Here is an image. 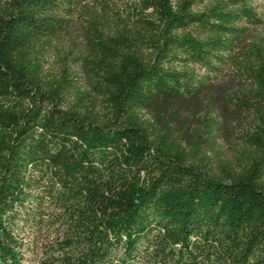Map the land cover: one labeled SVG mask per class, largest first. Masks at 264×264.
<instances>
[{
	"label": "trees",
	"instance_id": "trees-1",
	"mask_svg": "<svg viewBox=\"0 0 264 264\" xmlns=\"http://www.w3.org/2000/svg\"><path fill=\"white\" fill-rule=\"evenodd\" d=\"M262 24L253 0H0V264H264Z\"/></svg>",
	"mask_w": 264,
	"mask_h": 264
},
{
	"label": "rangeland",
	"instance_id": "rangeland-1",
	"mask_svg": "<svg viewBox=\"0 0 264 264\" xmlns=\"http://www.w3.org/2000/svg\"><path fill=\"white\" fill-rule=\"evenodd\" d=\"M104 1H108L111 4L116 2L119 5L121 1L124 0ZM253 4L258 7L263 16V24L254 29L253 33L264 38V0H253ZM78 42L74 30L69 31L63 38L53 40L43 56L44 69L46 71L55 70L59 65V60L64 55H66L64 60L76 56L78 49H76L75 46H78ZM76 83L83 88L82 81L78 80ZM188 113H190L192 117L185 118L184 116H181L178 121V126L185 132L186 138H194V132L198 129H202V124L204 122L203 114L199 107H191L190 110H188ZM222 123L224 125V131L220 136H215L213 138L214 143L212 144V147L215 149L217 155H222L230 159L234 156L236 149H238L241 144L238 130H241V127L243 126L242 130L245 132L247 131L248 126L246 123L243 124L241 120H236L232 116L228 117L224 122L222 121ZM203 135L206 136L205 133H203L202 136ZM204 139L205 141L209 140L207 137H204Z\"/></svg>",
	"mask_w": 264,
	"mask_h": 264
}]
</instances>
